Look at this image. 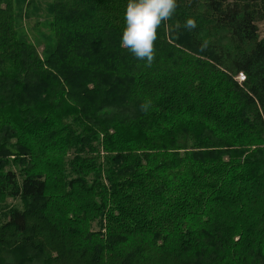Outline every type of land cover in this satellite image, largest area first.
Here are the masks:
<instances>
[{
	"label": "trees",
	"instance_id": "1",
	"mask_svg": "<svg viewBox=\"0 0 264 264\" xmlns=\"http://www.w3.org/2000/svg\"><path fill=\"white\" fill-rule=\"evenodd\" d=\"M12 2L0 0V204L24 207L0 226V264H264V0H177L150 64L120 42L128 0H53L41 52ZM17 158L44 164L18 182ZM72 202L97 233L69 225ZM26 246L41 254L18 259Z\"/></svg>",
	"mask_w": 264,
	"mask_h": 264
},
{
	"label": "rangeland",
	"instance_id": "2",
	"mask_svg": "<svg viewBox=\"0 0 264 264\" xmlns=\"http://www.w3.org/2000/svg\"><path fill=\"white\" fill-rule=\"evenodd\" d=\"M12 4L15 5V8H19V12H16L17 16H20V18H17V24H19V27L21 26V29L26 33L27 38L34 44H37V42L39 41L38 38L43 42H40L38 47V51L41 52L44 47L45 44L47 42L46 37L48 36V32L45 30L44 27V23L43 20L49 18V14L51 12L50 7L51 4L53 2V0H12ZM19 5V6H18ZM29 14V15H28ZM257 27H258V35L260 38H264V20L258 21L257 23ZM49 134H51V132H48ZM47 140L50 141V145H54L55 143H51V141L53 140L52 138L47 136ZM76 141L73 140L70 143V147L71 148L68 152H60V147L54 148L52 151L48 150L46 153L48 154V156L51 157V155H56L55 154H51L54 152H57L58 154L64 155V162L66 163V172H68L69 170V166H71L73 163L76 164V159L74 156V153H72L71 151L74 149V143ZM98 146V144H97ZM100 155H104L103 152L100 150ZM98 157L96 151L95 152H89V151H84V154L82 155V162H90L93 160H98ZM21 158H17L16 162L17 163H9L11 166L7 167L6 170H11L13 172L17 173L18 176V182L21 180V174L24 176L27 172L29 171H34L35 169H40L42 167V165L44 164L43 162H39V163H31L29 165H26L25 167L20 166L21 165ZM80 165H81V161H80ZM29 170V171H28ZM42 170V169H41ZM46 172V170H44ZM21 173V174H20ZM59 197H56V195L53 194V192L49 191L48 192V197H47V208L50 207V209H56L57 204L53 203V201H59L61 198L60 194L58 193ZM51 205V206H50ZM72 208L68 209L66 213L70 212L68 214L67 217H65V219H67V221L69 222V225L71 226L72 224H70V220L71 222H73V227L75 228H79V234H81L83 237L86 236L83 233H87V234H91V233H97L98 232V225L96 223V219H94L91 214H81V209L78 208L77 204L75 202H72ZM12 207L21 209L24 207V205L22 204V200L20 199V196H16V198H6L5 201L3 203L0 204V226L3 225L6 221H7V214L9 209H11ZM77 209L80 210V212L77 211ZM77 214V217H75ZM71 216V217H70ZM74 217V218H73ZM70 219V220H69ZM77 226V227H76ZM41 227V226H39ZM104 232V231H103ZM128 242H125V244ZM33 248H35V246L33 245ZM24 251H28L30 252L29 248L26 246L25 249L21 248L20 251L18 253H23ZM36 251V249H33V252ZM38 253L37 256H39ZM28 255V254H27ZM24 253L23 254H19L16 255V257L18 259L25 258V259H32L35 258L32 255L31 256H27ZM20 257V258H19Z\"/></svg>",
	"mask_w": 264,
	"mask_h": 264
},
{
	"label": "clouds",
	"instance_id": "3",
	"mask_svg": "<svg viewBox=\"0 0 264 264\" xmlns=\"http://www.w3.org/2000/svg\"><path fill=\"white\" fill-rule=\"evenodd\" d=\"M177 7V0H128L124 12V28L121 44L137 59L151 63L154 57L153 43L162 21L171 18ZM187 29L196 27L193 19L184 25Z\"/></svg>",
	"mask_w": 264,
	"mask_h": 264
},
{
	"label": "built area",
	"instance_id": "4",
	"mask_svg": "<svg viewBox=\"0 0 264 264\" xmlns=\"http://www.w3.org/2000/svg\"><path fill=\"white\" fill-rule=\"evenodd\" d=\"M241 76H242V75L239 74L238 77L236 78V79L238 80V82H241V81L244 79V77H243V79H241Z\"/></svg>",
	"mask_w": 264,
	"mask_h": 264
},
{
	"label": "snow or ice",
	"instance_id": "5",
	"mask_svg": "<svg viewBox=\"0 0 264 264\" xmlns=\"http://www.w3.org/2000/svg\"><path fill=\"white\" fill-rule=\"evenodd\" d=\"M241 79H243V76H241Z\"/></svg>",
	"mask_w": 264,
	"mask_h": 264
}]
</instances>
